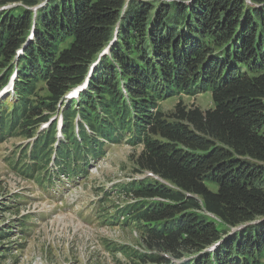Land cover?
I'll return each mask as SVG.
<instances>
[{
	"label": "trees",
	"instance_id": "16d2710c",
	"mask_svg": "<svg viewBox=\"0 0 264 264\" xmlns=\"http://www.w3.org/2000/svg\"><path fill=\"white\" fill-rule=\"evenodd\" d=\"M13 71L0 142L34 137L10 160L18 172L53 186L126 143L168 183L113 188L133 201L102 202L103 222L137 228L149 252L111 251L132 264H264V0H0V90ZM205 92L207 110L160 107Z\"/></svg>",
	"mask_w": 264,
	"mask_h": 264
},
{
	"label": "rangeland",
	"instance_id": "374dc122",
	"mask_svg": "<svg viewBox=\"0 0 264 264\" xmlns=\"http://www.w3.org/2000/svg\"><path fill=\"white\" fill-rule=\"evenodd\" d=\"M179 99L189 107H213L210 92L173 96L160 107L171 113ZM65 112L60 107L53 123ZM33 143L34 137L25 136L0 142V232L11 230L7 240L0 239V264H132L126 255L111 249L127 246L140 253L149 252L140 230L105 224L100 212L103 203L122 207L133 200L116 196L114 187L146 177L159 180L151 171L141 170L138 160L142 146L107 144L105 156L91 161L86 174L75 178L61 175L60 179L53 175L56 183L51 186L46 180L38 184L10 163L13 155L15 159L20 150L23 154ZM105 192L110 195L105 196Z\"/></svg>",
	"mask_w": 264,
	"mask_h": 264
}]
</instances>
